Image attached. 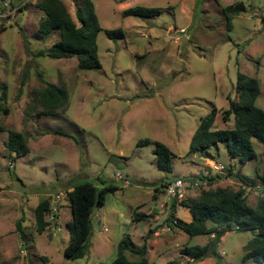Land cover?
I'll use <instances>...</instances> for the list:
<instances>
[{
  "label": "rangeland",
  "instance_id": "obj_1",
  "mask_svg": "<svg viewBox=\"0 0 264 264\" xmlns=\"http://www.w3.org/2000/svg\"><path fill=\"white\" fill-rule=\"evenodd\" d=\"M37 1L30 0L19 19L0 18V78L7 86L6 99L0 98V264L112 262L125 234L137 245L148 244L153 264H258L243 261L244 245L254 236L251 231L227 232L218 256L194 262L181 254L185 245H205L212 238L189 236L172 225L168 218L175 209L176 217L192 218L188 207L174 208L172 203L197 197L208 187L189 185L179 198L169 196L162 183L192 180L218 164L227 167L220 173L227 175L232 161L224 143L210 149L213 162L189 153V147L201 118L213 106L218 109L214 128L233 127V120L224 123L221 116L228 108L227 96L236 97L239 72L258 78L257 105L264 109V0H92L103 27L97 35L102 67L88 70L78 69L75 56L53 59L38 54L59 35L37 39L44 15ZM62 1L77 21L80 0ZM240 2L247 11L235 15L229 29L223 8ZM136 5L159 7L162 13L123 15L124 9ZM118 28L124 38L110 39L105 30ZM40 75L66 86V110L46 116L32 106V92L42 85ZM10 130L28 137L27 154L16 157L8 149ZM143 139L150 143L138 145ZM156 141L176 154L170 173L156 165ZM254 148L257 159L240 168L255 180L248 193L252 206L264 197L258 178L264 173V145L254 139ZM85 181L117 190L107 193L104 206L94 211L87 255L72 260L64 256L72 218L69 199L61 201L57 230L46 214L50 224L39 233L35 209L41 199ZM217 184L237 189L241 183L230 178L219 179L213 187ZM162 202L168 203L161 208ZM136 209L154 212L133 222Z\"/></svg>",
  "mask_w": 264,
  "mask_h": 264
},
{
  "label": "trees",
  "instance_id": "obj_2",
  "mask_svg": "<svg viewBox=\"0 0 264 264\" xmlns=\"http://www.w3.org/2000/svg\"><path fill=\"white\" fill-rule=\"evenodd\" d=\"M37 7L44 12V17L36 32L37 39L43 41L52 35H59V39L47 50L39 51V55L47 54L53 59H66L75 56L78 59L77 67L82 70L102 67L98 54L97 35L103 27L92 0L79 1L76 12L77 21L73 19L62 0H38ZM223 11L228 19V28L232 29V18L246 12L247 7L243 2H240L224 7ZM161 13L162 8L143 5L123 10L124 16L153 17ZM105 32L110 39L114 40L125 36L124 31L120 28L106 29ZM40 80L42 85L33 90L31 100L32 106L39 108L38 114L55 115L61 110H66L69 104L66 86L49 82L41 75ZM234 90L236 97L227 96L228 108L223 110L221 116L224 123L233 120V127L214 128L218 109L213 106L211 111L201 118L189 147V153L201 154L205 158L215 160L216 157L210 152V149L224 143L232 161L227 175H222L211 167L208 168L211 176H199V178L207 180L206 187L208 188H203L197 197L181 199L179 202L172 203L174 208L176 204L188 207L192 214V220L185 221L176 217L175 210L168 218L172 225L185 231L189 236L214 235L212 240L205 245H185L181 249V254L190 257L194 262L202 261L210 254L218 256L217 247L227 232L251 231L254 236L244 245L243 261L264 264V197H260L254 206L249 204L248 190L251 189L249 187L255 183V180L243 174L240 169L258 157L254 148V139L264 145V109L257 105L261 93L260 82L254 76L239 72ZM0 92V98L6 99L7 86L1 81V78ZM0 110H3L1 106ZM4 111L7 112L8 109ZM26 112L28 114V111ZM148 143L150 140L143 139L138 142V145ZM7 147L16 157L30 151L28 137L15 130L9 131ZM154 154L159 170L167 173L173 171V159L176 154L166 144L156 141ZM225 177L234 178L241 183L240 186L237 189L229 184H217L213 187V184L219 179L226 180ZM258 178L263 186L264 173H258ZM169 182L162 183L163 188ZM186 182L189 186L191 180H186ZM70 188L67 190V198L70 202L72 218L67 222L70 237L69 243L64 249V256L74 260L87 255L94 211L96 208L104 206L107 193L114 192L117 188L114 185L99 188L91 181L76 182ZM59 205L61 207V202ZM50 211L51 198L41 199L35 209V221L39 233L49 226L50 222L46 219V214ZM149 216L151 215L136 209L133 212L132 220L140 222ZM148 252L149 247L146 242L137 245L130 234H125L117 245L116 258L112 262L99 264H153L148 257ZM128 253L132 257L135 256L136 259H130ZM169 264H178V262L170 261Z\"/></svg>",
  "mask_w": 264,
  "mask_h": 264
},
{
  "label": "built area",
  "instance_id": "obj_3",
  "mask_svg": "<svg viewBox=\"0 0 264 264\" xmlns=\"http://www.w3.org/2000/svg\"><path fill=\"white\" fill-rule=\"evenodd\" d=\"M30 0H21L17 2L16 0H0V18L2 19H10L15 18L19 19L20 14L23 12V9L27 6ZM185 31V30H182ZM213 169L223 173L226 170V166L224 164L213 165ZM220 166V167H219ZM212 168V166H211ZM120 180L125 181V186H129L130 182L125 179L121 174L117 175ZM205 176H211L210 171L206 170ZM207 180L201 179L199 177H194L189 183L191 187H200L207 186ZM188 188V183L184 178H176L170 180V182L165 187L166 193L171 197H179L182 198L185 195V191ZM67 197V191L59 192L54 194V197L51 198V211L48 212L50 215L49 221L54 223L53 230H57L56 222L57 216L59 214L60 205L59 202Z\"/></svg>",
  "mask_w": 264,
  "mask_h": 264
},
{
  "label": "crops",
  "instance_id": "obj_4",
  "mask_svg": "<svg viewBox=\"0 0 264 264\" xmlns=\"http://www.w3.org/2000/svg\"><path fill=\"white\" fill-rule=\"evenodd\" d=\"M16 1H17V2H20L21 0H16ZM41 17L43 18L44 15H42ZM42 18H41V19H42ZM233 98H235V97H233ZM193 134H194V133H193ZM192 136H193V135H192ZM207 161H209V162H213V160L208 159V158H207ZM207 161H206V162H207ZM233 163H234V161H233ZM210 167H211V166H210ZM212 168H213V167H212ZM207 170L210 171V169H207ZM213 171H214V170H213ZM228 179H230V178H228ZM228 179H226V180H228ZM69 189H71V188H69ZM248 192H249V190H248ZM166 203H168V202H162L161 205H160V207L163 208V206H164ZM170 204H171V203H170ZM175 210H176V209H175ZM139 211H142V210H139ZM152 212H154V209H153V210L151 209L150 211L145 212V213L152 215ZM191 220H192V218H191ZM224 236H225V235H224ZM224 236H223V237H224ZM210 237L213 238L214 235H210ZM223 237L221 238V240L223 239ZM148 253H149V252H148Z\"/></svg>",
  "mask_w": 264,
  "mask_h": 264
}]
</instances>
